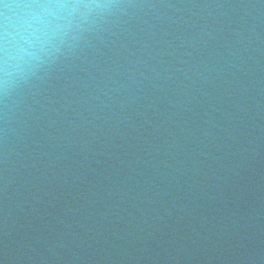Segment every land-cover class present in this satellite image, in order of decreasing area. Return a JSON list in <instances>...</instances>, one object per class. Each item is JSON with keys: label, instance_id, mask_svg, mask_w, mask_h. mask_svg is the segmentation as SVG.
Wrapping results in <instances>:
<instances>
[{"label": "water", "instance_id": "1", "mask_svg": "<svg viewBox=\"0 0 264 264\" xmlns=\"http://www.w3.org/2000/svg\"><path fill=\"white\" fill-rule=\"evenodd\" d=\"M63 2L0 27V264H264V0Z\"/></svg>", "mask_w": 264, "mask_h": 264}, {"label": "clouds", "instance_id": "2", "mask_svg": "<svg viewBox=\"0 0 264 264\" xmlns=\"http://www.w3.org/2000/svg\"><path fill=\"white\" fill-rule=\"evenodd\" d=\"M80 5L64 3L63 0H45L40 3H21L17 5H4L5 13L0 18V27L2 22H6L11 16L16 20L15 29V59L25 60L27 57L37 52L46 51L53 45V41L57 38L59 24L52 19L54 14L70 11ZM98 5L87 4L83 7H95ZM56 19H61L56 16ZM2 39L3 36L2 31ZM11 64L7 53L3 58L2 71L3 88L9 85V77Z\"/></svg>", "mask_w": 264, "mask_h": 264}]
</instances>
